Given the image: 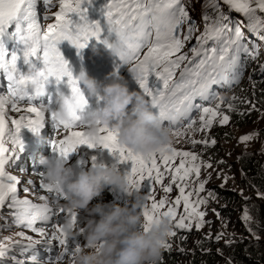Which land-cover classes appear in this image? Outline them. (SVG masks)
<instances>
[{"label":"snow or ice","instance_id":"1","mask_svg":"<svg viewBox=\"0 0 264 264\" xmlns=\"http://www.w3.org/2000/svg\"><path fill=\"white\" fill-rule=\"evenodd\" d=\"M38 2L39 0H0V70H3L9 81L8 92L0 93V209L10 199L7 207L11 210L12 223L31 228L41 234L45 229L44 227L37 228V221L44 225H49L51 222L50 226L55 229L51 238L62 246V252L58 254L57 259L70 255L74 262L77 252L81 247H85L86 243L82 239L69 237L63 231L62 224L68 216H71L74 223L81 225L78 214L57 208L49 203L37 205L28 199H19L17 185L20 180L6 172V165L10 161H14L17 155L14 149L4 146L3 138L8 124L5 116L6 105L10 102V107L17 112L26 111L30 114L13 119L11 124L15 127L8 129L11 132L13 144L21 151L24 149L21 130L28 128L33 132H38L45 123V112L33 103L35 95L30 92L31 77L25 75L18 67L21 54L13 53L10 58L8 56L4 41L8 29L13 24L15 25L13 35L17 36L24 45L22 49L24 62L29 63L32 57H36L42 52L45 65L44 71L41 73L42 77L44 79L55 78L57 84L67 77V83L73 94L78 97L79 103L84 107L88 106V98L79 88L69 62L58 47L59 43L68 40L82 50L93 38L107 44L108 37L112 33H127L129 38L126 42L125 52L121 54L120 59L124 65L129 66L139 88L150 98L152 107L172 130L173 136L184 134L181 129L185 121H187L188 128L193 127L196 123L193 118L194 113H199L202 128L212 125L214 118L219 115L217 111L219 105L217 107L204 106V102L215 100L223 102V98L219 97L218 93H212V86L234 82L236 76L239 75V54L242 50L248 52V49L243 48L241 43L244 36L242 22L234 28L220 22L226 20L227 16L219 9L218 0H205V15L203 17L206 24L205 31L197 38L199 47L194 46L191 49L195 56L203 53L204 58L198 62L189 61L191 66H185L180 72L179 81H176L174 77L177 70L181 68V64L187 59V56L175 54L181 51L185 41L191 38L194 31V26L190 24L188 34L183 39L180 38L181 26L190 19L182 0H111L104 8L103 14L106 20L103 25L99 20L89 19L86 4H91L92 0H60V11L55 13L56 22L47 25L46 31H42L37 15L36 5ZM43 2L46 8L52 4V0H43ZM224 3L231 10L248 18L250 28H253L258 21L257 11L264 12V0H224ZM253 3L256 7H252ZM209 6L220 12L217 20H213L211 24L208 23L210 18L207 15ZM73 13L78 15V21L72 19ZM259 27L264 29V22H259ZM105 30L108 33L107 37L103 35ZM225 33H230V35L224 41L223 47H204L209 40L214 44L220 41ZM260 38L264 40V36ZM145 46H147V52L141 58V50ZM174 56L175 58H173ZM119 68L118 65L117 74H120ZM225 71L232 74L231 79L224 75ZM24 101H27L29 106L26 109H21L18 105ZM80 119L79 114L73 113L71 123L55 126L56 129L63 127L70 132L66 139L52 142L54 152L66 159L80 145L86 144L91 148L103 146V148L118 154L120 161H132L133 166L129 174L136 188H141L145 181H149L152 185V192L155 191V184H163L164 174L172 172L171 183L164 187L163 191L170 193L172 185H177L180 195L166 211H162V209L166 204H169L167 196L157 202L154 195H149L147 199L152 201L151 205L149 207L146 203L143 210L146 221L145 229L147 230L154 221H158L162 216H170L175 221L176 229H191L193 220L197 221L198 228L203 227L205 212L199 210V205L205 204L207 200L197 196L193 202L191 200L193 193L185 192L189 185L183 183L193 174L197 178L200 175L201 164L197 163L199 159L197 154L177 150L173 147L172 142L147 156L137 154L120 145L117 140L118 134L111 129H102V138L96 142L89 139L84 130H77L81 129ZM228 121L229 116L223 115L220 123L226 124ZM254 135H245L241 139L246 142ZM192 142L208 143V141L195 140ZM211 143L215 144V140H212ZM9 151L13 152L12 156L8 155ZM177 157H180L179 165L173 170L172 165ZM158 161H162V163ZM207 167H211V165L209 164ZM162 168L164 171L161 170ZM178 182L180 183L178 184ZM205 183L206 181L200 182L194 191L202 192ZM28 184L32 185L33 182L29 180ZM39 187L46 189L54 199L64 198L60 189L51 188L43 180L40 181ZM23 190L29 191L30 189L25 187ZM181 203H183L184 214L177 218V210ZM244 218L245 220L250 219L247 211ZM5 219L8 217L0 214V221ZM19 235L23 236L24 234L20 233ZM175 235L176 232L173 230L169 233V237ZM217 239H220V236H217ZM7 247L0 244V257L6 253ZM164 248L170 249L171 245L165 242Z\"/></svg>","mask_w":264,"mask_h":264},{"label":"rangeland","instance_id":"2","mask_svg":"<svg viewBox=\"0 0 264 264\" xmlns=\"http://www.w3.org/2000/svg\"><path fill=\"white\" fill-rule=\"evenodd\" d=\"M110 2L111 0H92L91 4H86L89 19L99 20L103 25L106 20L103 14L104 8ZM182 3L188 11L190 19L181 26L180 38L183 39L184 36L188 34V28L190 24L194 26V31L191 34V38L185 41L184 47L181 49V51L175 54L187 56V59H185L181 64V68L177 70L176 76L174 77L176 81H179L180 72L183 70V68L185 66H191L189 61L198 62L204 58L203 53H201L199 56H195L191 49L194 46L199 47L197 38L200 37L205 31L206 24L203 19L205 15V0H182ZM218 3L222 8L221 11L227 16L226 20L220 22L227 24L231 28H234L236 25L241 24L242 22L241 26L244 33L243 37H247L244 43L249 41L248 37L255 39L257 33L259 32V22H264V12L257 11L256 16L258 17V21L255 23L253 28H250L249 20L243 14L231 10L228 5L224 3V0H218ZM252 7H256L255 3L252 4ZM36 11L40 20L42 31H46L47 25L54 24L56 22L55 13L60 11V0H52V4L47 8L45 7L43 1L39 0L36 5ZM209 12L210 9L208 7L207 15ZM219 15L216 17H209L210 19L208 23L211 24L213 20H217ZM72 19L74 21H78L79 17L77 14L73 13ZM8 30L13 34L15 32V25L13 24ZM103 35L106 37L108 36L107 30H105ZM229 35L230 33H225L224 37H222L221 40L215 44L213 41L209 40L204 45V47H223L224 41ZM108 38L115 39V34L112 33ZM65 45L67 46L65 40L60 42L58 45L63 56L67 57V59H69V57L70 59H75L80 64L78 69L73 72L74 74L78 73L81 67H86L90 75L96 77L97 79L102 77V79L99 81L107 82L106 78H108L110 73L116 72L117 66L119 65L120 75H123L126 78L130 87L132 89H140L137 81L129 69V66L124 65L120 57H110V59L104 61L102 66L103 54L109 50L105 47L104 43L93 38L89 42L88 46L82 50L78 49L72 43L71 46H67L69 48H67ZM94 46L99 49L98 52L93 51ZM146 52L147 46L141 50V58H143V54ZM250 53V63L252 64V67L249 71H245L244 67V73L242 76L243 81L239 80L237 85L241 84L240 86L245 88L251 87L250 89H252V85L254 86L256 84L251 73L256 72L264 65V45H258L254 47L250 50ZM40 54L43 55L42 52ZM173 58H175V56ZM242 62H244V55ZM257 78L261 77L258 76ZM261 89L264 93V81ZM229 90L231 89L221 87L219 88L216 86L213 93H218L219 97L229 96L231 98H236L240 95L239 88L233 89L234 92H227ZM245 92L246 91H244V93ZM87 98L89 103L86 107V113H91L96 108L102 106L103 101L100 97ZM148 99L150 100L149 97ZM34 105L42 109V106L38 103ZM217 105H219L217 108L219 115L214 118L210 127L202 128L201 122L199 121V113H194L193 118L196 120V123L193 125V127L188 128L187 121H185L183 128L181 129L184 134L180 136H173L172 139L173 147L180 151H188L197 154L199 157L197 163L201 164L200 175L198 178L195 176V174H193L187 180L183 181V183L189 185V187L185 189V192L187 193L191 191L193 193L191 197L193 202L197 199V196L207 200L205 204L199 205V210L205 212V216L203 218V227L198 228L196 226L197 221L193 220L191 221V229H176L174 227L175 221H173L172 230L176 232V235L169 237L167 239V243L171 245L170 249L172 252H176L184 256L193 252V249L197 246L199 240L202 237L217 239V236H220V239L223 241L231 239L233 232L225 225L219 211L220 207H225L228 203L225 197L220 196L217 191L218 189H223L226 190V193L228 191L229 193L236 192L243 195L241 188L237 184L238 175L241 173V168L237 165L239 162V156L242 152L250 148L262 150L264 147L263 143L255 138H252L246 142L242 141L241 139L245 135L257 133L259 128L264 127V111H259L257 114L256 110H248L246 114L253 120V124L244 126V128L247 129H244L243 131L242 127L237 126L230 121H228L226 124L220 123V120L224 115V102L220 103L219 100H215L204 103V106L217 107ZM18 106L21 108L22 106H29V104L20 103ZM15 112L17 111L10 107V103L6 105L5 114H8L11 117L10 114ZM18 113L19 112L12 114V116H15ZM6 121L8 122L7 119ZM43 128L45 129L43 130ZM48 129H50V126H43L40 131L32 132L33 134H31L29 138L23 139L24 149L22 151L15 144H13L12 141L9 140L11 139L10 134L7 136L5 135L3 138L4 146L9 149H14L17 153L14 161H10V163L6 165V172L20 180V183L17 185L18 198L28 199L32 201L33 204L37 205H42L45 203L53 205L51 201L54 198L51 193L47 192L46 189L40 188L39 185H36V183H33L32 185L28 184L29 180H32L33 177L37 175V173H40V171L43 170V167L39 164V161L34 159L37 156L41 158V156L52 155V142H58L61 139H66L70 132V130H67L64 131L62 135L60 133V135H56L57 137L54 138L53 136L52 138ZM48 138H50V140L48 143H46ZM193 140L208 141V143H193ZM212 140H215V144L211 143ZM89 148L90 147L85 144L80 145L77 150L74 151L75 154L78 155V161H75L76 165L73 166L77 171L86 169V150L88 151ZM74 152H72L71 155ZM8 155L12 156L13 152L9 151ZM73 158V156L69 155V157H67L65 160L67 163H71ZM179 161L180 157H177L172 165L173 170L179 165ZM88 162L90 163V161ZM158 162L162 163V161ZM93 163H98V161L93 158L91 165ZM121 163L122 164L120 166H110L117 167L122 172H125L127 169H131L133 166V162L130 160L121 161ZM209 164L211 167H207ZM161 170L164 171L163 168ZM172 174V172H166L163 177V184H155L154 192L151 191L152 185L149 181H145L141 188L137 190L143 193L146 192L145 194H147V197L149 195H154L157 202L167 196L169 204H166L164 209H162V211H166L167 208L175 201L176 197L180 195L179 187L177 185H172V191L170 193H165L163 191L164 187H167L171 183ZM202 181H206L204 190L197 193L194 190L198 188L199 183ZM179 183L180 182H178V184ZM25 187L29 188L30 190L24 191L23 189ZM105 188L107 191L118 189L115 186H106ZM111 194L112 196H110L107 192L105 204H107V202L118 203L116 200L123 202L128 200V196L121 192L118 194ZM44 197H47L48 199H43ZM9 202L10 199L9 201H6L5 206L0 209V214L8 217V219L0 221V244L8 246L6 253L0 257V264H17V262H20V264H53V261H56L57 264H67L68 261L72 260L70 255L61 259H57L58 254L62 252V246H60L56 240L51 238V234L55 230L50 226L51 222H49V225H44L37 221L36 227H44L45 229L43 234L33 231L31 228L13 224L11 219V210L7 207ZM151 202L152 201L149 199L146 201L149 207ZM183 214L184 208L183 203H181L177 210V218ZM88 218L89 217L86 211L81 210L78 213V219L82 226L86 224ZM20 233H23L24 235L21 236L19 235ZM76 239H82L83 242L86 243L84 234ZM29 245H31V247H28ZM166 252L167 250H165L163 254L165 255ZM180 262L182 264H191L185 257L180 259ZM159 264H161L160 261Z\"/></svg>","mask_w":264,"mask_h":264},{"label":"clouds","instance_id":"3","mask_svg":"<svg viewBox=\"0 0 264 264\" xmlns=\"http://www.w3.org/2000/svg\"><path fill=\"white\" fill-rule=\"evenodd\" d=\"M114 34L115 39L108 38V43L104 45L114 56L120 57L125 52L129 37L127 33L114 32ZM16 38L17 36L8 30V34L4 37L5 45L15 42ZM243 38L247 39V37ZM93 51L98 52L99 49L94 46ZM242 59L243 55L239 57L241 65ZM242 69L244 64L238 68V72ZM43 71L44 68L40 69L32 64L25 75L31 77L30 92L35 95L33 100L36 99L33 103L42 106L46 117L50 119L48 114L54 117L51 118L52 123H49L50 130L53 125L71 123L73 113H77L81 117L79 121L81 129L87 133L89 139L96 142L102 138V129H111L118 134L117 140L120 145L145 156L172 142V130L161 120L148 97L141 89H132L123 75L113 72L106 78L107 82H102L99 81L102 77L97 79L90 75L86 67H81L76 74L73 73L86 97H100L103 101L102 106L91 113H86V107L79 103L78 97L72 90L70 93L59 90L57 95L56 92L45 95L53 80L44 79L41 75ZM224 75L231 79V73L225 71ZM242 76L243 74L230 84L213 85L212 93L216 86L231 89L227 92H234L232 89L235 88L240 89L239 93L250 91V87L237 85L239 80L243 81ZM7 79V75L1 77L0 93H7L2 88V84H6ZM42 95H45L44 99L38 100ZM239 97L240 95L236 98ZM222 98L224 102L225 98L231 97L222 96ZM53 100L54 107L50 105ZM223 109L226 115V104ZM229 121L240 126L232 120ZM242 128L243 131L247 129ZM64 131L66 130L61 127L51 131V135L55 137ZM252 134H255L253 138L264 145V138L259 132ZM70 156L74 157L71 163H67L64 158L57 155L41 156L39 164L43 167V171L37 173L46 185L60 189L64 194L62 200L51 201L53 206L77 214L84 210L89 217L83 226L74 223L71 216H68L62 224L63 231L69 237L79 238L84 234L86 239V246L79 249L74 262L71 260L67 264H159L160 259L167 256V252L163 254L168 250L164 248V243L167 242L172 231V218L162 216L146 230L143 210L147 194L137 190L129 173L103 162L93 163L91 167L77 171L73 167L76 165L75 161H78L75 158L77 154L74 152ZM106 186L117 187L121 193L128 196L127 202L93 204L94 198L99 197ZM53 264L57 262L53 261Z\"/></svg>","mask_w":264,"mask_h":264},{"label":"trees","instance_id":"4","mask_svg":"<svg viewBox=\"0 0 264 264\" xmlns=\"http://www.w3.org/2000/svg\"><path fill=\"white\" fill-rule=\"evenodd\" d=\"M209 17L220 14L214 7L209 6ZM219 9L220 7L219 4ZM264 29L259 27V32L254 38L248 37V42L242 39L243 48L239 57L244 55L245 71H249L252 64L249 60L250 50L258 45H264ZM254 39V40H253ZM253 40V41H252ZM239 63L238 68L242 66ZM262 69V70H261ZM244 69L239 71L242 75ZM256 81V87L246 94L240 92L239 98H225L227 107L226 115L241 127L252 125L253 120L247 116V111H264V93L261 86L264 81V65L256 72L251 73ZM240 75L236 76L237 81ZM260 76L261 78H257ZM233 90V89H232ZM231 105V107H229ZM264 138V127L258 129ZM237 165L241 168L237 184L243 195L218 189L217 193L224 196L227 205L220 207V215L225 225L233 232L230 240L210 239L202 237L192 253L177 255L167 250V256L161 258V264H182L180 259L185 257L191 264H264V150L250 148L240 154ZM247 211L250 219L245 220ZM163 252V251H162Z\"/></svg>","mask_w":264,"mask_h":264},{"label":"bare ground","instance_id":"5","mask_svg":"<svg viewBox=\"0 0 264 264\" xmlns=\"http://www.w3.org/2000/svg\"><path fill=\"white\" fill-rule=\"evenodd\" d=\"M90 20H93V19H90ZM25 104H28V103H25ZM34 104H36V103H34ZM27 107L28 106H22L21 109H26ZM15 113H17V112H15ZM15 113H11L10 114L11 117L8 114H5L6 119L8 120L7 128H6V131H5V135L6 136L8 134L11 135V132H9L8 129H14V127H15V125L11 124V121L13 119H18L21 115H24V116L30 115L26 111H21L18 114H16L15 116H12V114H15ZM49 123H50V120L45 115L44 127L45 126L46 127L49 126ZM44 129L45 128H43V130ZM48 131H49L50 136L53 138V136L51 135V130L48 129ZM32 132L33 131L30 130V129H28V128L22 129L21 130V134H22L23 139L29 138L30 135L33 134ZM60 133H62V132H60ZM60 133H58V135H60ZM55 137H57V136H55ZM9 140L12 141V135H11V139H9ZM49 140H50V138L47 139L46 143H48ZM51 152H52V155L57 154V156H59V154L57 152H54L53 149H51ZM77 157H78V155L75 158H77ZM118 157H119L118 154H115V153L111 152L109 149L103 148V146H97L96 148H91L90 147L88 149V151L86 150V162H87L86 163V169L91 166V161H92L93 158H95L98 162L105 163L108 166H110V165L120 166L122 163H121V161H120V159ZM34 160L39 161L40 160V157L37 156ZM88 161H90V163ZM42 171H40V172H42ZM130 171H131V169H127L125 171V173H129ZM9 172H10V170H9ZM40 179H41V177L37 174L36 176L33 177V179L31 181L33 183H36V185L38 186L40 184V181L42 180V179L41 180ZM105 189H104V192H102L99 197L94 198V200L92 201L93 204H95L97 202H104L105 203V200H106V197H107V192L109 193L110 196H112L111 193H113V194L120 193L119 189H117V190H110V191H107ZM144 193H146V192H144ZM116 201H118V203H120V204H124V203L127 202V201H124L123 202V201H120V200H116ZM107 204H111V203L107 202Z\"/></svg>","mask_w":264,"mask_h":264}]
</instances>
